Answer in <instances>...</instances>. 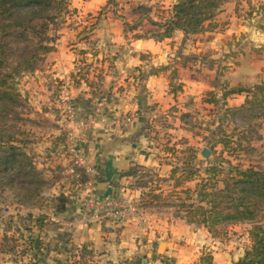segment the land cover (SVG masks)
<instances>
[{"label": "crops", "instance_id": "1", "mask_svg": "<svg viewBox=\"0 0 264 264\" xmlns=\"http://www.w3.org/2000/svg\"><path fill=\"white\" fill-rule=\"evenodd\" d=\"M114 1L113 6L107 0H69V14L55 33L54 50L40 69L20 81L28 108L24 117L37 119L36 135L42 137L36 146L49 149L46 153L51 155V162L38 165L49 168L45 177L52 185L38 206L15 204L6 216L1 210L0 264H193L203 250L211 252V264H232L249 246L250 225L229 227L228 240L211 239L202 226L189 224L185 209L179 207L184 202L182 193L193 194L199 180L182 182L174 189L181 180L180 169L175 178L171 174L188 158L186 149L195 154L193 165L201 172L214 161L211 154L207 160L199 159L201 151L208 149V133L199 122L201 112L215 109L204 102L206 94L221 100L231 90L262 84L258 81L264 56H254L253 64L246 48L239 55L226 51L228 35L224 34L231 30L232 39V26L224 31L212 24L208 32L188 38L176 32L163 42L132 39L152 30L136 9L153 8L154 1ZM237 5L233 0L225 4L213 23L221 22L226 7H231L229 20L238 19ZM136 23V31H125V24ZM246 32L245 26L238 30ZM203 36L207 40L199 44ZM253 37L258 47L264 32ZM202 55L213 62L200 61ZM189 58L195 59L182 65ZM79 74L85 75L87 83H73ZM245 99V94L230 95L225 108H238ZM100 102L109 118L132 115V124L121 128L106 119L83 130L80 123L92 117ZM212 119L214 130L217 121ZM69 137L84 162V180L76 173L70 175ZM260 137L255 141L262 142ZM248 167L256 168L243 166ZM134 171L136 175H129ZM143 173L150 181L139 179ZM153 187L154 196L169 206L142 208ZM59 197L63 211H57ZM91 200L98 205L88 204ZM161 244L165 245L162 254ZM15 246L21 249L19 259L11 256Z\"/></svg>", "mask_w": 264, "mask_h": 264}, {"label": "trees", "instance_id": "2", "mask_svg": "<svg viewBox=\"0 0 264 264\" xmlns=\"http://www.w3.org/2000/svg\"><path fill=\"white\" fill-rule=\"evenodd\" d=\"M230 1L175 0L159 22L151 19L152 8L138 7L137 15L147 21L152 30L135 34L132 39L163 42L173 38L176 32L187 38L204 34L213 28L221 8ZM107 3L114 6L115 1L107 0ZM68 14L69 0H0V194L12 191L17 205L26 208L38 206L43 192L52 183L44 171L36 168L32 152L31 155L26 153L29 142L22 137L28 132L16 125L23 121L22 112L26 109V100L20 93V81L40 69L46 56L54 50L55 36H48L49 28L56 18L62 19ZM124 27L125 31L133 32L138 24H125ZM93 28L94 24L89 29ZM193 59L183 60L182 65ZM80 80L87 83L84 74L72 79L74 84ZM171 90L175 92V88ZM236 94L246 95L244 104L234 109L225 108L226 97ZM204 102L223 110L214 130L210 127L215 122L204 128L208 133L206 145L214 161L201 172L193 165L195 154L186 149L188 158L181 168L172 170L171 178H175L179 169L181 172V180L175 182L174 189L194 178L199 180V184L193 194L189 191L182 193L184 202L179 207L185 209L184 218L189 224L202 226L213 240H225L229 227L249 224V246L233 264H264V172L232 163L239 158L240 152L248 151L237 137L239 130L244 132L242 136L245 135L247 140L248 135L261 140L252 122L264 120V84L231 90L224 93L221 100L213 93H207ZM228 125L232 126L231 132L225 130ZM74 171L84 180L82 170ZM129 175L136 173L130 172ZM149 177L143 173L139 179L148 182ZM154 190V187L149 189V198H145L141 205L143 209L170 205L154 196ZM172 196L176 197V193ZM57 200V211H63V199L59 197ZM207 260L208 264L212 261L210 257Z\"/></svg>", "mask_w": 264, "mask_h": 264}, {"label": "rangeland", "instance_id": "3", "mask_svg": "<svg viewBox=\"0 0 264 264\" xmlns=\"http://www.w3.org/2000/svg\"><path fill=\"white\" fill-rule=\"evenodd\" d=\"M153 8H152V12L150 14L151 19L154 22H159L164 14L169 8L170 6L175 2V0H153ZM233 2H237V6H236V15L238 17V19H233L232 21L229 20V13L231 11V7H226L225 11H223V14L221 16V22L220 23H213L214 25L216 24L217 26H219V30H230V27L232 26L233 28L235 27L234 33H233V37L231 39V36L229 35L230 31L227 34L224 35H228V39L226 42H224L225 47H227L226 51L228 52H233L230 54H234L236 55L237 52L239 50L243 49H247L250 51V55L251 57L248 58V61L256 64V62H254L257 58H254V56H259L262 55L264 56V41H262L263 43H259L258 48L257 42L259 41H254V37L253 35L257 33H262L264 32V20H263V15H264V0H233ZM170 4V5H169ZM169 6V7H168ZM159 7H163L164 9H166V11H162L159 9ZM168 8V9H167ZM102 13V12H101ZM66 16L63 15L62 19L56 18L54 25H52L49 28V32H48V36H55V33L58 29H61L62 27V23L63 19ZM247 29L246 33H238V30L241 29V27H244ZM93 30V29H92ZM91 29L87 30L85 33L86 35H90ZM223 33V32H222ZM230 36V37H229ZM236 36V37H235ZM207 37L203 36V39L200 40L199 44H202L204 41H206ZM195 42L194 41V46H195ZM229 45V46H228ZM200 46V45H199ZM262 46V47H261ZM203 50V49H202ZM207 51V50H206ZM207 53H204V55H206ZM202 55L201 59L204 61L205 64H209L210 62H213L212 60L214 59H208L206 60V58H204ZM239 55V52H238ZM253 55V57H252ZM226 56H230V55H226ZM210 57V56H209ZM237 56H233L234 60ZM239 57V56H238ZM227 59V58H226ZM226 59L222 60V59H216L218 61H221L222 63L226 62ZM228 61V59H227ZM235 62V61H232ZM235 64V63H234ZM262 65L264 66V62L262 63ZM259 83L264 84V69L262 71V73L259 75ZM221 110V109H220ZM218 109H203V112H201V116H203L202 118L199 119V122L201 123L202 128H205L208 124H210L209 122H212V116L217 120H219L222 116V111H220ZM28 111V108L26 107L25 112ZM25 112H22V122H18L16 123V125L20 128V130L25 131L27 133L26 136H23L22 139L27 140L29 142L28 147L29 149H27L26 147V153H28L29 155L32 154L35 157V160L37 162V166L36 168L39 170L44 171V174H46V171L49 172V168H43L40 169L41 167L38 165V163H45V162H51V155L49 153H46L47 151H49V149H42L40 150L38 146H36L37 143L41 142L40 138H42L40 135H36L37 132V125L35 124L37 122V119H35L34 117H32L33 119L30 120L29 118H25L24 116L26 115ZM207 113L209 115H207ZM20 114V113H19ZM214 119V120H215ZM218 124V123H217ZM226 126V122L224 123ZM252 125L255 126V131L258 135L262 136L263 141L262 142H257L255 141V139L251 136L248 135V140H250V142H248L247 138L245 135L242 136V134L244 133L242 130H239L237 134H239L237 137H240L239 139H241L242 142V146L244 148H248V153L246 152H240V154L238 155L239 158L235 161H232V163L235 164H240L244 167H247L248 165H252V166H256V168L262 170L264 172V120L262 121H256V122H252ZM218 126V125H216ZM232 126L229 127H225L226 132H231ZM204 130V129H203ZM243 132V133H242ZM12 133V132H11ZM246 138V139H245ZM220 148V147H219ZM47 160V161H45ZM54 162V160L52 161ZM15 204H17L15 202V194L12 191L6 190L5 192H2L0 194V212H2L4 210V214L0 213V215L2 214L3 216H6V211L8 209V207H13ZM2 210V211H1ZM229 232V229H227ZM207 232V231H206ZM229 235V234H228ZM234 237V236H233ZM230 239V235L229 237L227 236V238L225 240ZM233 238L231 237V240ZM164 248L159 252L160 254L163 253ZM8 251V250H7ZM211 258V252H206V251H202L201 255L198 257V259L193 263V264H208V260L207 258ZM212 259V258H211ZM210 264H211V260H210ZM233 264V263H232Z\"/></svg>", "mask_w": 264, "mask_h": 264}, {"label": "built area", "instance_id": "4", "mask_svg": "<svg viewBox=\"0 0 264 264\" xmlns=\"http://www.w3.org/2000/svg\"><path fill=\"white\" fill-rule=\"evenodd\" d=\"M106 119L108 120L109 124L111 126H118L121 128H127L128 126H130L132 124V121L134 119V116L129 115L126 116L123 119H117V118H109V116H107V114H104L102 111V102H100L97 106V108L95 109L94 114L92 115V117L86 121V122H82L80 123V127L83 128V130H88L90 127H92L93 125H95L97 122L101 121H106ZM67 145H68V152L69 155L71 157V166H70V175L75 174V169H79L82 170L85 166H84V162L79 154V151L77 149V147L75 146V144L73 143L72 138H68L67 139ZM83 171V170H82ZM99 202L96 201H89L88 204L90 205H98ZM135 212V210H131L129 213H131V215H133ZM118 215L120 217H126L127 215L124 213H118ZM13 257V259H19L21 256V249L20 247H14L13 249V254L11 255Z\"/></svg>", "mask_w": 264, "mask_h": 264}, {"label": "water", "instance_id": "5", "mask_svg": "<svg viewBox=\"0 0 264 264\" xmlns=\"http://www.w3.org/2000/svg\"><path fill=\"white\" fill-rule=\"evenodd\" d=\"M210 158V151L208 150V149H203L202 151H201V154H200V156H199V159L200 160H207V159H209ZM164 244H161L160 245V247H159V252L164 248Z\"/></svg>", "mask_w": 264, "mask_h": 264}]
</instances>
